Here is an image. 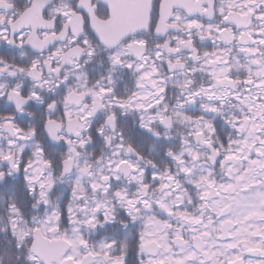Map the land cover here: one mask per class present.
<instances>
[{
	"label": "clouds",
	"instance_id": "clouds-1",
	"mask_svg": "<svg viewBox=\"0 0 264 264\" xmlns=\"http://www.w3.org/2000/svg\"><path fill=\"white\" fill-rule=\"evenodd\" d=\"M261 40L264 0H0V264H264Z\"/></svg>",
	"mask_w": 264,
	"mask_h": 264
},
{
	"label": "snow or ice",
	"instance_id": "snow-or-ice-1",
	"mask_svg": "<svg viewBox=\"0 0 264 264\" xmlns=\"http://www.w3.org/2000/svg\"><path fill=\"white\" fill-rule=\"evenodd\" d=\"M249 11H251V9H249ZM196 22L195 21H192L190 24H189V27H191L193 24H195ZM260 44L264 45V40H261L259 41ZM248 51H252L251 49H248ZM225 79H227V77H225ZM249 83H251V81H249ZM261 143H264V141H262ZM256 151L257 153L260 152V148L257 147L256 148ZM227 159H232V156L229 155L227 157ZM255 163V161H254ZM105 179H107V177H105ZM172 177H168V180H171ZM165 187H167V185H165ZM228 187H231V185H229ZM117 195H120V193H117ZM129 203H133L132 201H129ZM147 203V202H145ZM163 206V205H162ZM192 222L194 224H200L201 223V220L199 218H196V219H193ZM203 235L207 236L208 233L205 232ZM178 239H180L181 237H177ZM256 240H259L260 239V236L257 235L254 237ZM227 239L231 240V237H227ZM228 248L229 249H232L233 251V254L226 260V261H221L219 262V264H244V257L238 252L236 251L237 249V245L236 244H233V243H229L228 245ZM245 252L249 255H252V254H256V253H261V254H264V247H262L260 244H254L252 246H249L245 249ZM214 254V253H213ZM69 260H71L72 258L71 257H68ZM187 260H191L192 259V256L190 255L189 257L186 258ZM116 264H119V261L117 260L116 261ZM156 264H165L164 260H160L158 262H156ZM176 264H185V261L184 260H178L176 261ZM201 264H204V262L202 261Z\"/></svg>",
	"mask_w": 264,
	"mask_h": 264
},
{
	"label": "flooded vegetation",
	"instance_id": "flooded-vegetation-1",
	"mask_svg": "<svg viewBox=\"0 0 264 264\" xmlns=\"http://www.w3.org/2000/svg\"><path fill=\"white\" fill-rule=\"evenodd\" d=\"M0 107H3L2 105H0Z\"/></svg>",
	"mask_w": 264,
	"mask_h": 264
}]
</instances>
